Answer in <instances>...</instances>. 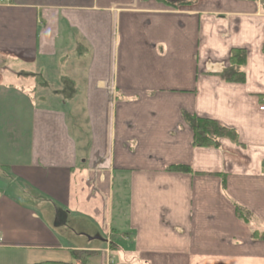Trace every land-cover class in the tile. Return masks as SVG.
<instances>
[{"label":"crops","instance_id":"obj_1","mask_svg":"<svg viewBox=\"0 0 264 264\" xmlns=\"http://www.w3.org/2000/svg\"><path fill=\"white\" fill-rule=\"evenodd\" d=\"M263 45L264 0L0 3V264H264Z\"/></svg>","mask_w":264,"mask_h":264},{"label":"trees","instance_id":"obj_2","mask_svg":"<svg viewBox=\"0 0 264 264\" xmlns=\"http://www.w3.org/2000/svg\"><path fill=\"white\" fill-rule=\"evenodd\" d=\"M162 1V0H160ZM264 53V45L262 48ZM246 61V51L243 49H234L229 55V67L219 76L226 82L230 83H244L245 76L241 72V68L244 67ZM183 120L189 126L192 132V142L193 148L198 149H217L220 145V141L227 140L231 144L238 145V135L237 132L232 129L223 126L217 121L199 118L194 115L182 114ZM167 172L179 173V174H193L192 170L186 166H171L167 168ZM222 188H225L224 176H221ZM235 214L239 219L245 222L248 219V213L241 208L235 206ZM253 238L264 239V235H258L257 233L252 234ZM72 256L75 260L84 264L87 258L90 256L89 253L85 252H72ZM37 264H68L63 262H42Z\"/></svg>","mask_w":264,"mask_h":264},{"label":"built area","instance_id":"obj_3","mask_svg":"<svg viewBox=\"0 0 264 264\" xmlns=\"http://www.w3.org/2000/svg\"><path fill=\"white\" fill-rule=\"evenodd\" d=\"M3 1H5V0H0V3H2ZM259 110H260V111H263V110H264V107H260ZM1 243H2V240H1V238H0V245H1Z\"/></svg>","mask_w":264,"mask_h":264},{"label":"rangeland","instance_id":"obj_4","mask_svg":"<svg viewBox=\"0 0 264 264\" xmlns=\"http://www.w3.org/2000/svg\"><path fill=\"white\" fill-rule=\"evenodd\" d=\"M90 264V263H89Z\"/></svg>","mask_w":264,"mask_h":264}]
</instances>
